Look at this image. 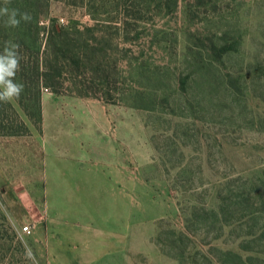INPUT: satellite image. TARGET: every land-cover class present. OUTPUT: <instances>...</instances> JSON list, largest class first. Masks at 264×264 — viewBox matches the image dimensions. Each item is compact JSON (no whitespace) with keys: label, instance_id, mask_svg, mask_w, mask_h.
I'll list each match as a JSON object with an SVG mask.
<instances>
[{"label":"rangeland","instance_id":"1","mask_svg":"<svg viewBox=\"0 0 264 264\" xmlns=\"http://www.w3.org/2000/svg\"><path fill=\"white\" fill-rule=\"evenodd\" d=\"M101 1L42 2L43 41L53 25L75 24L82 33L78 38L104 48L98 54L103 73L87 70L84 97L66 79L62 93L43 90L40 128L19 111L27 129L19 136H0V264H41L36 254L101 251L128 254L112 264H178L171 257L178 254L183 264H205L213 260L210 254L237 250L238 226L214 239L217 223L189 219L192 206L215 204L227 186L233 193L248 189L249 176L264 191V0H177L160 9L152 4L139 9L140 17L129 21L123 37L101 23L86 30L96 20L122 16L112 0ZM238 36L237 51L211 60V43ZM69 87L72 94L66 93ZM95 124L121 126L104 133L126 157L128 181L143 183V188L125 186V203L117 195L93 194L95 180L82 176L91 158L98 157L101 149L96 154L95 148L112 146L106 139L93 144ZM104 152L100 158L110 160ZM46 156L51 161L49 215L58 218L63 231L75 223L83 227L81 241L74 244L62 243L45 229ZM56 159L62 173L57 181ZM173 164L184 170L168 171ZM76 174L78 192L71 181ZM218 176L224 184L215 187ZM172 178L177 185L172 186ZM177 186H185V192ZM93 195L99 201L95 208ZM103 222L117 236L123 233L116 247L115 236H106L105 243L97 239ZM25 224L31 227L29 235L20 232Z\"/></svg>","mask_w":264,"mask_h":264},{"label":"trees","instance_id":"2","mask_svg":"<svg viewBox=\"0 0 264 264\" xmlns=\"http://www.w3.org/2000/svg\"><path fill=\"white\" fill-rule=\"evenodd\" d=\"M43 1L11 0L7 7L10 9L17 8L22 12L27 11L32 17L31 22L22 23L18 28L5 27L3 18H0V50L3 48V43L10 40L20 44L21 55L24 57L21 61V70L16 76V82L24 85V91L21 93L19 100L13 99L7 103L0 102V136H19L21 129H27L24 120L19 115V111L25 115L35 128H40L43 90L56 94L62 93L64 83L69 80L68 83L75 85L77 95L84 97L88 94L86 88L88 86L85 85L87 70L92 68L94 71L98 70L103 73L100 71L102 69L98 54L103 53L104 48L102 46H91L87 39L78 38L82 33L77 30L75 24H72L69 28H60L53 25L54 27L50 28L43 41L39 26ZM112 1L115 10L117 8L122 9V16L115 18V20L105 19L102 22L96 20V24L86 27L88 32L97 29L98 23H101L104 28L112 26L123 37L129 23L138 19V15L140 17L139 9L148 10L152 4H154V7H159V9L161 7L169 8L172 4L175 6L177 3V0ZM105 2L106 0L103 5H105ZM139 4H142L143 8L139 7ZM4 6L3 0H0V7ZM119 9L118 12L120 13ZM239 43L240 36L230 41L224 40L220 45L211 43V60H220L224 55L237 51ZM94 61H96V64ZM208 62L210 63V61ZM82 76H84L83 79L85 78L84 81ZM227 76L230 78L229 74ZM183 83L182 78L181 84ZM71 88L69 87L66 93L72 94ZM106 95L109 96V94ZM180 146L178 145L179 148ZM181 152L183 151L181 150ZM179 165L168 166V171L172 172L176 169L179 172L181 168ZM183 170L181 168V171ZM260 179L262 178L260 177ZM171 181L172 186L178 183L173 178ZM221 181H223L221 177L216 178L213 181L214 186L219 187L224 184ZM247 181L248 189L233 193L227 186V193L219 197V200L215 197V204L211 203L209 206L204 204L198 210L192 206L190 222L195 219H210L213 223H217L219 234L214 239L223 236L225 230L228 233L235 226L240 228L236 237L240 239L237 250L227 249L217 255L210 254L213 260L207 258L205 264H264V191L260 189L262 186L256 185L257 180H253L252 176H249ZM262 181L264 182V179ZM225 184L228 185L227 182ZM177 187L178 190L185 192V186ZM171 257L178 264L185 263L182 254Z\"/></svg>","mask_w":264,"mask_h":264},{"label":"crops","instance_id":"3","mask_svg":"<svg viewBox=\"0 0 264 264\" xmlns=\"http://www.w3.org/2000/svg\"><path fill=\"white\" fill-rule=\"evenodd\" d=\"M114 127L112 128V126H109L107 124H104L103 126L101 124L93 125V129H92V131H94V134L92 135V140H94L93 144L99 143L100 139L101 140L106 139L108 142L106 146L107 145L108 146L112 145V146L110 150L106 147H102V148L96 147L95 150L93 149L94 152H97L96 154H98L99 149L101 150L98 154L97 159L94 157L91 158V161H90L91 166H89V169H87V172H89V174H87L86 172L82 176L88 177V175H90L91 178L95 180L94 183L96 186L93 187L95 188V190H92L93 194L95 195H98V194L117 195L118 198L120 200L122 199L125 203L126 198H127V193L123 189L126 188L127 185L128 187H131L133 189H134L133 185L135 186L140 185L141 187L143 183L139 180H133L134 182L128 181L126 157L124 156V154L123 156H121L122 154L121 149L118 148V146H115L113 143H111L110 141L112 137L111 134L104 133L105 131H108V132L115 131L116 132V131L122 130L121 128H119L121 127L119 124L114 125ZM104 151H107V153L110 154V158H111L110 160L109 159L106 160V158L104 159L103 157L100 158L101 156H104L105 154ZM44 160H45V168H44V179L45 180H44V186H43L44 187L43 188L44 202H43L42 207L45 210V215L43 216L45 227H46L45 229L49 234L50 233H52V235L55 234L54 236H56L57 239L59 238L62 243L67 242L70 244L71 243L74 244V242H79V240L82 239V234L84 232V229L83 227L79 225V223H75L73 224V226L71 225L72 229H70L69 232L67 231L68 229L63 231L60 229L59 226H57V223H59L58 218L50 217L49 215L50 203L47 198V179L49 176L48 170L51 167L50 165L51 161H50L49 156H46ZM54 162H55V181H57L56 179L61 178V176L59 175L62 174L61 173V161L56 159L54 160ZM75 176H77V174L72 175L74 179H75ZM73 178L71 179L72 184L74 186V184L77 183L75 189L78 192L79 186H80L79 177L77 176L76 181L73 180ZM106 184L110 185V188H107ZM121 184H123V186ZM75 189L73 188L71 190V194L75 192ZM109 189H111V191ZM89 195H92L90 191H89ZM95 195H93L95 198H94V201L92 202L93 204L92 206L94 208L99 203V201L96 200ZM128 198L132 199L131 196H129ZM77 224L78 226H75ZM105 224H106L105 222L102 223L104 227H105ZM88 225L92 226L90 223ZM105 228L103 229V232L101 231L102 237L101 238L99 237L97 239L98 240L101 239V241L105 243L106 236H109L110 238H112V236H115L119 242H117L116 240V242L113 244L115 247L117 244L119 245L122 242L121 240H119V238L123 233L117 236L118 234L111 232L110 229H107V228L105 229ZM96 229L102 230L101 228H96ZM117 232H121V231L118 230ZM77 245L78 244H76V246ZM118 248H119V251H121L122 247L120 248V246H118L117 249ZM36 255H37V259L39 260L41 264H109L110 261L115 262L116 260L119 261L121 259H126L128 257V254H108V253L105 254L104 251L94 252L93 254H36Z\"/></svg>","mask_w":264,"mask_h":264},{"label":"clouds","instance_id":"4","mask_svg":"<svg viewBox=\"0 0 264 264\" xmlns=\"http://www.w3.org/2000/svg\"><path fill=\"white\" fill-rule=\"evenodd\" d=\"M4 7H0V18L8 28H18L22 23L31 22V14L27 11H20L17 8H9L7 5L11 0H3ZM19 43L5 41L0 50V102H10L13 99L19 100L24 91V85L16 82L17 73L21 70V55Z\"/></svg>","mask_w":264,"mask_h":264},{"label":"built area","instance_id":"5","mask_svg":"<svg viewBox=\"0 0 264 264\" xmlns=\"http://www.w3.org/2000/svg\"><path fill=\"white\" fill-rule=\"evenodd\" d=\"M60 21L62 22L63 21V18H60ZM20 232L22 234H25V235L31 234V227H30V225L29 224H25V225L21 226Z\"/></svg>","mask_w":264,"mask_h":264}]
</instances>
